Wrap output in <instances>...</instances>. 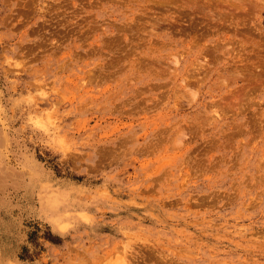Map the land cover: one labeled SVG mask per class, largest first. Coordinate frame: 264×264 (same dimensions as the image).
Returning <instances> with one entry per match:
<instances>
[{"label": "rangeland", "instance_id": "374dc122", "mask_svg": "<svg viewBox=\"0 0 264 264\" xmlns=\"http://www.w3.org/2000/svg\"><path fill=\"white\" fill-rule=\"evenodd\" d=\"M0 264H264V0H0Z\"/></svg>", "mask_w": 264, "mask_h": 264}]
</instances>
